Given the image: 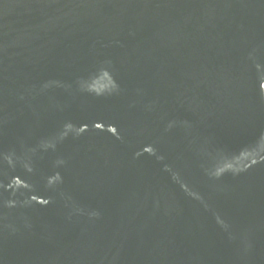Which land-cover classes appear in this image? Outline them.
<instances>
[{
  "label": "water",
  "instance_id": "1",
  "mask_svg": "<svg viewBox=\"0 0 264 264\" xmlns=\"http://www.w3.org/2000/svg\"><path fill=\"white\" fill-rule=\"evenodd\" d=\"M0 264H264V0H0Z\"/></svg>",
  "mask_w": 264,
  "mask_h": 264
}]
</instances>
